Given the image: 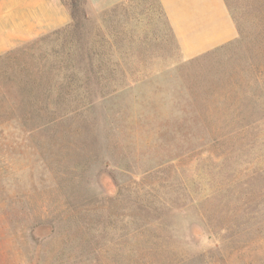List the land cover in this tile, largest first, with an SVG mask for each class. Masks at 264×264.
<instances>
[{
	"label": "rangeland",
	"instance_id": "rangeland-1",
	"mask_svg": "<svg viewBox=\"0 0 264 264\" xmlns=\"http://www.w3.org/2000/svg\"><path fill=\"white\" fill-rule=\"evenodd\" d=\"M60 1L12 39L0 0V56ZM224 2L236 39L185 58L158 0H82L100 86L34 132L0 100V264H264V0Z\"/></svg>",
	"mask_w": 264,
	"mask_h": 264
},
{
	"label": "trees",
	"instance_id": "trees-1",
	"mask_svg": "<svg viewBox=\"0 0 264 264\" xmlns=\"http://www.w3.org/2000/svg\"><path fill=\"white\" fill-rule=\"evenodd\" d=\"M81 3L69 0L71 22L64 28L0 56V100L7 97L8 119L26 131L52 129L104 80Z\"/></svg>",
	"mask_w": 264,
	"mask_h": 264
},
{
	"label": "crops",
	"instance_id": "crops-1",
	"mask_svg": "<svg viewBox=\"0 0 264 264\" xmlns=\"http://www.w3.org/2000/svg\"><path fill=\"white\" fill-rule=\"evenodd\" d=\"M11 8L27 7L28 20L8 13L11 26L8 33L12 39H32L55 29L63 20L60 0H6ZM103 7L115 2L101 0ZM176 44L185 58H194L224 46L237 37V28L224 0H158ZM51 12H43L42 8ZM25 15V14H24ZM47 15L46 17H44ZM41 17H44L42 20ZM8 22V21H7Z\"/></svg>",
	"mask_w": 264,
	"mask_h": 264
}]
</instances>
